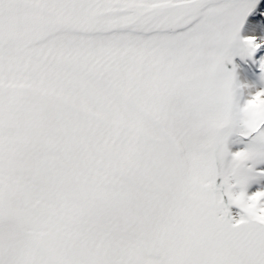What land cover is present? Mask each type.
Returning <instances> with one entry per match:
<instances>
[{
    "label": "bare ground",
    "instance_id": "1",
    "mask_svg": "<svg viewBox=\"0 0 264 264\" xmlns=\"http://www.w3.org/2000/svg\"><path fill=\"white\" fill-rule=\"evenodd\" d=\"M40 2L0 0V50L29 45L27 24L49 19ZM49 29L45 23L33 38ZM161 57L134 62L133 94L179 126L198 124L207 132L213 204L191 192L177 139L116 131L100 115L81 119L85 128L75 132L68 120L42 115L41 109L59 106L56 100L40 102L36 88L0 79L16 92L0 93V213L19 224L25 241L23 221L32 234V243L0 253L8 264H264V182H253L264 163L244 164L256 162L253 155L264 154V144L235 156L233 147L244 142L232 131L249 127L236 98L231 94L234 102H227L206 74H178ZM110 148L148 165L151 173L129 176L105 154ZM92 168L117 177L100 178ZM85 212L95 213L94 219L84 218Z\"/></svg>",
    "mask_w": 264,
    "mask_h": 264
},
{
    "label": "rangeland",
    "instance_id": "2",
    "mask_svg": "<svg viewBox=\"0 0 264 264\" xmlns=\"http://www.w3.org/2000/svg\"><path fill=\"white\" fill-rule=\"evenodd\" d=\"M39 1V10L49 19L38 17L27 24L34 31L25 34L29 38L25 40L30 42L28 46L9 52L0 50V79L10 84L34 83L42 88L67 92L83 104L109 113L117 120L136 123L159 138H171L167 141L173 143L176 142L173 139H177L189 164L186 174L191 192L199 195L203 203L213 204L208 184V145L212 141L200 125L179 126L174 117L161 116L138 101L130 80L133 57L148 49L161 50L169 54L177 68V65L185 66V54L202 48L211 64L208 67L215 81L214 88L221 97L228 96L227 102H234L233 94L241 117L249 121L248 129L233 130L232 134L237 133L242 143L254 147L235 145L233 153L238 156L255 150L264 144V0ZM167 1L183 2L179 19L184 20L178 24L181 28L177 32L153 31L137 22L136 13L143 10V4L157 5ZM62 20H69L70 24L58 25ZM45 23L50 29L33 38ZM171 27V30L176 29ZM90 88L99 95L88 91ZM5 90L16 93L0 84V93ZM22 94H15L16 98L19 100ZM253 158L256 162L246 159L244 164L264 163V154H254ZM238 162L233 161L232 165ZM64 168L59 170L62 174ZM261 181L264 182V173L253 179L255 184ZM83 183L80 182V188L85 186ZM84 214L88 221L95 217L92 212ZM22 224L27 230L26 241L19 224L0 214V253L32 243L30 224L24 221ZM0 257V264L10 263L7 257Z\"/></svg>",
    "mask_w": 264,
    "mask_h": 264
},
{
    "label": "water",
    "instance_id": "3",
    "mask_svg": "<svg viewBox=\"0 0 264 264\" xmlns=\"http://www.w3.org/2000/svg\"><path fill=\"white\" fill-rule=\"evenodd\" d=\"M150 53H152V54H150ZM159 55L162 56L161 57L162 60H168L169 62L170 61L172 62V58H170V56L166 52L161 51V50L155 51L152 49H148L144 52L138 53L136 56H134V59H135V61H138L140 58L143 61L149 62L150 60H153V59H159V58H157V57H159ZM197 63L201 64V65L203 64L204 69H205V67L208 66L207 63H205L203 61L197 62ZM197 63H195V64H197ZM172 67H173V65H172ZM209 68L207 67V69H209ZM173 69H174V71L178 72V68L173 67ZM180 72L178 74H180ZM212 80H214V79H212ZM211 82H212V84H214L213 81H211ZM7 85L8 86L16 85L17 87H20V88L22 86L30 87V88H32V87L36 88L38 90V92H40L43 95V100L40 102H44V101L50 102V101L56 100L57 105H59V106L55 107L54 110H53V108H51L50 110H48V109L42 110L41 109L42 115L45 116V118L47 120H52L54 122L57 121V123L60 122V118L68 120L70 122L71 126L73 127V130L75 128L77 129V131H75V132L80 133L81 130L83 128H85L84 126L80 125L81 119L84 120V119H87L88 117H91L93 115H97V116L100 115L101 117L105 118L104 125L105 126L107 125L108 127L110 126L114 130H116V128H118V129L121 128L124 133H130V132L134 133L137 131L144 130L146 133H148L149 135L153 136L154 138H156L157 140H159L161 142H163V141L167 142V140L171 139V138H159L154 133H150L148 130H146L142 126L140 127L136 123L117 120L116 118H114L109 113H105L103 111H100L99 109H95L94 107H92L88 104H83L79 100L75 99V97L72 94H69L67 92H62L59 90H50V89H46L44 87L42 88L38 85H35L34 83H32V84H30V83H20V84L19 83H11V85L10 84H7ZM81 87L84 88V86H81ZM88 91H90L91 93L94 94V90L92 88H90ZM216 93L219 95L218 92H216ZM96 95H99V94H96ZM77 118H79V121H77ZM51 133H52V136H54L53 135L54 133L52 131H51ZM113 149L114 148H110L109 151H111V152L105 153V154L109 157L111 156L116 161H119L122 164V166H124L126 168L127 173L130 174L129 176L143 175V174H150L151 173V170H150L151 168L148 165H145V164L140 165L133 158L131 159L127 156H124V155L120 154L121 152H118L117 150H113ZM181 153H182L181 159H182L183 163L185 164V170H189V164H187V160H186V153H184V148L182 147V145H181ZM92 169H94L96 172L99 173V176H101L100 178L117 177V176L109 174L108 172H106V174H101L100 172H102L103 169H100V171H97V169H95V168H92ZM187 174H188V172H187ZM1 215L4 216L3 214H1Z\"/></svg>",
    "mask_w": 264,
    "mask_h": 264
},
{
    "label": "flooded vegetation",
    "instance_id": "4",
    "mask_svg": "<svg viewBox=\"0 0 264 264\" xmlns=\"http://www.w3.org/2000/svg\"><path fill=\"white\" fill-rule=\"evenodd\" d=\"M182 3L183 2L174 3L172 1H167L164 3H158L157 5H151L149 3L143 4L144 5L142 7L143 10H139L136 13V15L139 17L138 18L139 21H137V22L141 26H145L147 28H153V31H155V29H158V30L163 31V32H165V31L177 32L181 28V27H179L180 25L178 26V24H180L181 21L184 20L182 18L179 19L181 16L180 11L182 8V7H180V4H182ZM171 26L176 27V29L171 30L170 29ZM159 43H161V42H159ZM168 47L170 49L174 48V47L171 48V46H168ZM175 48L179 49V47H176V46H175ZM138 53H140V52H138ZM184 61L186 62L184 67H180L177 65V68H179L178 72L181 71L182 73L189 74V75H192V73L202 75V72H203L204 74L207 75L206 77H208L211 81H213L214 84H212V85L214 88L215 82H214V80H212L211 76L209 75L210 68L208 66H210L211 64H210L209 58L207 56V52L202 50V48L198 49L197 52H195V51H192L191 53L189 52V53L185 54V60ZM202 61L207 63V65H208L207 67L209 69H207V67H205V69H204L203 64L201 65V64L197 63V62H202ZM28 63L30 65L31 64L34 65V62H28ZM172 63L174 64V67H176V64L174 63V61H172ZM195 63H197V64H195ZM193 68H194V70H193ZM131 79L132 78L130 75V80ZM221 98H223V97H221ZM225 99L228 100L226 97L224 98V100ZM138 101L144 102V104H146L145 101H143L141 99H138ZM148 107L153 109V107H150V106H148ZM154 112H155V110H154Z\"/></svg>",
    "mask_w": 264,
    "mask_h": 264
}]
</instances>
